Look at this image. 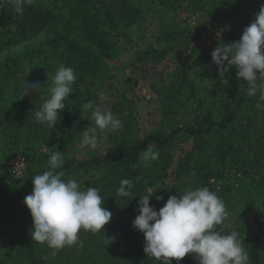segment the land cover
I'll return each instance as SVG.
<instances>
[{
    "label": "rangeland",
    "instance_id": "1",
    "mask_svg": "<svg viewBox=\"0 0 264 264\" xmlns=\"http://www.w3.org/2000/svg\"><path fill=\"white\" fill-rule=\"evenodd\" d=\"M223 1L228 6L225 15L212 14L214 17L207 12V0H132L141 12L137 24L130 30L111 26V32L110 18L102 9L104 2L90 0L88 7L93 6L92 12L99 17L98 32L85 41V34L77 29L72 39L91 45L94 54L105 38L116 49L111 48L113 58L106 60L104 67L91 68L82 64L83 59L73 57L76 81L64 103L74 108L76 118L57 119L54 127L36 123L34 112L48 97L55 71L61 65L71 66V57L63 53H72L64 49L69 42L63 41L66 36L62 33L59 38L45 37L43 26L34 28L37 17L29 13L28 0H24L22 13L10 5L12 26L0 30V167H4L0 168V264H153L134 240L137 230L130 226L131 218L121 212L119 205L124 198L117 197L119 186L111 179V166L77 169L65 175L75 176L82 187H99L104 207L112 213L102 232L81 230L74 246L54 250L32 241L33 221L23 202L32 192V177L46 169L51 152L61 151L64 162L86 163L106 156L121 137L169 134L172 129L202 121L209 113L218 120L240 92L247 93L249 85L237 79L235 67L224 77L219 75L211 53L221 42L238 41L264 0ZM45 3L61 6L57 11L62 14L80 11L77 0ZM147 43L159 53L143 56L149 50L144 48ZM82 65L88 71L80 74L77 70ZM35 83L42 90L23 96L24 84ZM98 91L108 99H100ZM246 98L226 130H214L199 139L183 134L164 150L153 148L159 158L142 163L140 179L145 185L143 193L150 194L152 189L155 193L150 201L160 207L169 196H179L188 189L208 187L214 191L228 212L222 228L226 234L237 232L248 252L257 221L264 223V107L256 106L264 105V101L259 100V93ZM89 101L101 109L110 107L122 122L120 130L109 133L107 140L100 139L95 148L80 143L83 130L94 126L91 110H82ZM18 157L26 162L20 177L10 167ZM28 165L33 169L26 173ZM157 196L163 200L158 202ZM261 253L264 264V236Z\"/></svg>",
    "mask_w": 264,
    "mask_h": 264
},
{
    "label": "clouds",
    "instance_id": "2",
    "mask_svg": "<svg viewBox=\"0 0 264 264\" xmlns=\"http://www.w3.org/2000/svg\"><path fill=\"white\" fill-rule=\"evenodd\" d=\"M17 13H22L24 0H10ZM30 3L31 0H28ZM212 63L219 75L224 77L231 68L237 70V79L248 83L247 94L264 101V4L248 27L243 30L236 42H221L211 53ZM76 81L75 70L61 65L51 77L48 97L39 110L34 112L35 122L54 127L59 114L65 109V99L72 93ZM43 87L39 83L31 86L24 84L23 96L29 91L38 93ZM100 99L108 97L98 91ZM257 108L264 105L258 103ZM84 113L91 110L94 126L82 132V146L95 148L100 139L107 140L108 134L122 128L121 120L110 107L103 109L89 101L82 105ZM99 133V135H98ZM159 152L150 145L140 154L142 163L156 161ZM64 155L56 150L50 153L46 169L32 177L31 194L24 199L29 210L33 227L32 241L46 244L59 250L77 244L81 230L100 233L112 218V213L104 207L105 200L99 187H82L75 176L65 178L61 170ZM133 183L124 178L119 181L117 197L132 195ZM140 196L137 203L138 215L132 227L143 234V251L160 264H172L183 260L186 255L194 254L198 264H250V257L237 232L223 234L216 230L227 219L228 212L223 200L208 187L188 189L179 196L168 197L163 207L157 210L151 206L150 199L155 193ZM156 200L162 201V196ZM53 251V255H55Z\"/></svg>",
    "mask_w": 264,
    "mask_h": 264
},
{
    "label": "trees",
    "instance_id": "3",
    "mask_svg": "<svg viewBox=\"0 0 264 264\" xmlns=\"http://www.w3.org/2000/svg\"><path fill=\"white\" fill-rule=\"evenodd\" d=\"M102 1L104 2L102 9L104 10L105 17L107 19L110 18V21L108 22L109 29H112V27L115 28L117 26L124 29H129L137 24L141 12L139 8L132 2V0ZM207 1L208 4L206 8L208 14H210L211 16L225 15V12L228 9L227 3L225 1L218 0L215 5H212V3L216 0ZM89 2L90 0H77V7L80 9V11H76L75 13L70 12L69 14H62L58 12L57 9H60L61 6H52V8L49 3H45V0H31V2L27 4L29 5V13L35 14L37 17V20H34L33 22L36 23V25L34 26L35 29L38 28V25L43 26V29L46 33L44 34L45 37H48L47 34H49L51 37L55 36L54 38H59L61 33L66 36L63 41L69 42V45L67 48L65 47L64 49L69 48L72 53H63H66L71 57V67L74 66V61H80V59H83L82 64H89L91 68L94 65L104 67L106 65L105 61L113 58L111 48H115V46L109 39L105 38V40L99 43V49L97 48V50L99 51L97 53L95 52V54L90 49L92 47L91 45L88 46V44H81L77 39H72V36H75L74 32L77 29L80 30V33L85 34L83 36V40L85 41L90 39L89 37H87L88 35L93 38L98 32L97 26L99 25V21L97 23L96 19H99V17H97V13L92 12L93 10H95L93 6L88 7ZM92 3H96V1ZM10 5L11 7H13L10 0H0V30L3 28L5 29L8 26H12L14 15L12 13H9V9H11ZM110 31L112 32L113 29ZM2 42L3 39L2 36H0V43L2 44ZM53 42L56 43L57 41ZM144 48L146 50L149 48V50L143 55L145 57L151 56V52L159 53L158 49L151 44L147 43ZM75 56L76 60L73 59V57ZM77 71L82 74L83 71H88V67L82 65V67H79ZM247 96V93L240 92V97L236 101L234 100L228 105L230 107L218 120L213 119L212 114L209 113L203 116L202 121L196 120L192 125H186L183 128L172 129L169 134L157 132L148 134L144 138L130 139L127 137H121V140L117 143V145L109 149L106 156L96 157L90 160L89 162L80 164H76L74 162H64L63 168L61 170H63L65 174L68 175L74 173V171H77V169L85 170L98 165H106L114 168L110 171V174L112 181L115 182L116 185L119 186V181L121 179H130L133 183L132 195L127 198H124V202L120 204L119 207L123 215H127L129 216V218H131L132 221L130 226L132 227V222L135 219L136 215H138L137 203L140 199V196L145 195V193H143L145 185L140 179V175L144 169L142 162L139 160L140 154L149 145L152 148L164 150V148H167L170 144L175 142V140L180 135L183 134L189 136L190 138L199 139L208 136L214 130H226L228 126L232 124L236 119L237 112L241 109L242 104L246 102ZM73 109L74 108L70 106H65L64 111L59 114L58 122L60 120L62 122L63 118L68 121L70 118H76V116H73ZM70 113L72 114V117L70 116ZM28 168L30 170L33 169L32 166L28 165L26 173L28 171ZM6 169L8 171V168ZM212 176L214 175L212 174ZM30 177H32V173H30ZM2 204L3 196L0 194V225L2 224ZM150 204L151 206H154L157 210L161 208L158 204L154 202L150 201ZM129 218L126 219V222L130 220ZM216 230L221 231L223 234H226L225 230L222 228V225L216 226ZM136 233L137 238L135 237L134 240L136 241L138 248L143 251L144 236L139 231H137ZM263 236L264 223L262 220H258L256 223V229L252 239V243L247 252L250 257V264H263V256L261 253ZM149 259H151L149 260V263L151 261L153 264H160L159 261L155 260L152 257H149ZM32 264H36V262ZM172 264H198V261L190 254H188L183 260L179 262L173 260Z\"/></svg>",
    "mask_w": 264,
    "mask_h": 264
},
{
    "label": "built area",
    "instance_id": "4",
    "mask_svg": "<svg viewBox=\"0 0 264 264\" xmlns=\"http://www.w3.org/2000/svg\"><path fill=\"white\" fill-rule=\"evenodd\" d=\"M25 164H26L25 159L18 157L11 161L10 167L12 169V172L16 174V176L20 177V175H23Z\"/></svg>",
    "mask_w": 264,
    "mask_h": 264
}]
</instances>
